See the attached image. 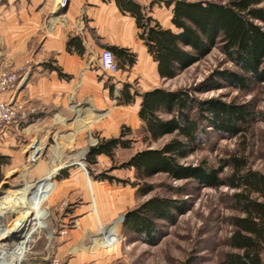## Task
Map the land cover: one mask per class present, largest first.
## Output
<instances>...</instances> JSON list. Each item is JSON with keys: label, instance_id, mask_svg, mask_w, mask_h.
<instances>
[{"label": "rangeland", "instance_id": "374dc122", "mask_svg": "<svg viewBox=\"0 0 264 264\" xmlns=\"http://www.w3.org/2000/svg\"><path fill=\"white\" fill-rule=\"evenodd\" d=\"M159 5L161 6V3ZM261 6L264 7V3ZM118 64L120 73L116 76L108 73L98 74L99 80L105 81L106 87L110 86L105 105L93 104L90 99L76 100L72 95L69 105L64 109L53 107L42 110L24 107L26 115L17 124L20 125L19 131L6 147L0 149V153L14 155L11 156L9 166L4 168L5 177L0 182V207L7 209L5 231L0 238V255L3 249L9 252L15 249V254L20 259L19 264H51L56 258L61 264H68L73 253L61 254L60 245L71 237L72 230L77 227V209L85 204L84 199L89 201L91 198L87 188L89 180L95 187L101 188L104 196H108L104 201L113 205L110 213L112 217L107 223H112L118 216H124L127 210L136 208L155 194L189 197L193 205L184 215H180L175 223L164 222V235L156 245L125 235L122 225L121 242L116 249L103 254L104 261L116 260L113 264H220L224 253L231 249L229 237L233 227L229 223V217L240 213L231 207V195L234 190L228 185L220 188H196L194 184H187L186 181H174L165 174H157L148 179L150 183L158 185L154 192L138 196L137 188L130 183L109 182L95 176L109 173L123 180H136L133 169L119 167L132 154L147 146L141 138L138 103L120 104L121 90L126 81L132 85L133 92L154 86L180 89L194 87L216 71L227 68L237 71L238 67L218 47L205 59L170 80L157 78L153 82L145 79L140 71H132L124 64ZM32 68L31 66L28 69L26 76ZM117 87L120 89L115 100ZM197 95L201 98L212 96L237 103L246 102L256 110L264 112V83L253 82L250 90L226 85L219 90L197 92ZM77 109H81L80 115ZM84 117L88 119L82 120ZM37 119L39 122L26 128L27 122ZM124 125L133 129L136 140L133 146L118 150L115 159L99 155L96 165L89 167L84 158L90 147L95 146L101 138L118 136ZM171 138L172 135H167L156 141L153 147H161ZM206 139L208 141L204 146L185 162L196 165L205 161L209 166H218L223 159L234 153H241L248 157L251 168L264 173V120L254 122L250 131L239 137L221 136L212 131ZM61 164L63 167L57 175L45 182L38 192L29 188L31 184L51 175L53 168ZM231 172L232 168L228 167L223 177ZM169 184L177 187L187 186L188 194L180 196L173 193L166 186ZM97 194L100 198L101 194ZM19 197L20 203L28 206L31 212L20 227H24L22 234L15 232L11 227L19 224L23 213H18L7 205V201ZM118 202L121 203L120 209L116 205ZM43 215H48L45 220H41ZM27 226L28 231L23 237ZM107 228H103L104 234ZM110 254L113 256L110 257Z\"/></svg>", "mask_w": 264, "mask_h": 264}, {"label": "trees", "instance_id": "16d2710c", "mask_svg": "<svg viewBox=\"0 0 264 264\" xmlns=\"http://www.w3.org/2000/svg\"><path fill=\"white\" fill-rule=\"evenodd\" d=\"M116 3L123 12L136 18L140 38L157 61L161 78L177 77L205 59L216 47L238 70L222 69L194 87L180 89L155 87L145 92H133L132 85L125 83L120 104H132L137 96L140 97V132L147 146L119 166L133 169L135 181L109 173H101L95 178L130 183L137 188L138 196L154 192L158 185L148 179L157 174H165L174 181H186L196 188L228 185L234 190L231 207L240 215L229 217L233 227L229 237L231 249L224 253L220 264H264V173L251 168L248 157L241 153L223 159L218 166H209L205 161L196 165L185 162L204 146L210 132L239 137L250 131L254 122L264 120V112L249 103L197 95V92L219 90L226 85L250 90L253 82L264 83V7L261 6L264 0H166L168 6L173 5L172 23L177 31L162 27L150 13L149 5H142L137 0H116ZM108 47L118 57L131 64L135 62L134 57L127 56L125 48ZM46 66L61 73L59 66L52 62ZM122 129L118 136L101 138L90 147L84 158L89 167L96 165L99 155L115 159L118 150L133 146L136 141L133 129L125 125ZM167 135H172L167 143L153 147ZM3 159L0 155V167L5 163ZM228 167L232 172L223 177ZM3 178L0 174V182ZM166 186L180 196L188 194L185 185ZM192 206L189 197L155 194L126 211L123 233L156 245L164 235V222L175 223Z\"/></svg>", "mask_w": 264, "mask_h": 264}, {"label": "crops", "instance_id": "0c3cea01", "mask_svg": "<svg viewBox=\"0 0 264 264\" xmlns=\"http://www.w3.org/2000/svg\"><path fill=\"white\" fill-rule=\"evenodd\" d=\"M137 1L150 6V13L162 27L177 31L172 23L173 5L168 6L166 0ZM61 3L62 0H0V54L4 64L10 69H17L30 61L33 67L28 72L27 81L16 91L0 94V101L9 100L26 109H64L73 95L76 100L90 99L93 104L105 105L110 86L106 87L105 81L99 80L98 74L104 73L99 66L100 56L110 45L125 48L127 56L134 57L135 62L131 64L129 60L114 54L117 62L132 71H140L145 79L153 82L157 78L170 80L161 78L157 61L140 38L136 18L123 12L116 0H66L62 7ZM49 62L59 66L61 73L48 68L46 64ZM155 87L159 86L139 92ZM138 98L140 97H136V102L139 109L141 99ZM80 110L77 109L78 115ZM86 119L88 118L84 117L82 120ZM37 122L38 119L27 122L26 128ZM19 126L14 125L0 132V149L14 139ZM0 155L5 161L0 167V174L4 176V168L9 166L11 156L14 155ZM62 167V164L57 165L51 175L31 184L29 188L36 192L56 176ZM87 188L91 198L89 201L84 199L85 204L77 209V227L72 230L71 237L60 245L59 252L63 255L73 253L68 264H113L116 260L104 261L103 254L116 249L121 242V228L126 215L107 223L112 217L110 213L113 207L104 201L108 196H104L101 188L95 187L90 180ZM98 192L101 194L100 198L97 196ZM116 205L121 207L120 202ZM47 216L43 215L41 220H45ZM28 226L23 237L26 236ZM104 227H108L105 234Z\"/></svg>", "mask_w": 264, "mask_h": 264}, {"label": "built area", "instance_id": "2783aa9c", "mask_svg": "<svg viewBox=\"0 0 264 264\" xmlns=\"http://www.w3.org/2000/svg\"><path fill=\"white\" fill-rule=\"evenodd\" d=\"M100 59V68L102 72L116 76L120 73L119 64L113 51L110 48L103 50ZM31 67V62L26 61L17 69H10L4 65L2 55L0 54V94L7 93V91H16L21 85V82L26 77L28 69ZM117 87L115 100L119 94ZM26 110L24 106L17 105L12 101H0V132L10 129L12 126L20 123L22 117H25ZM51 264H61L58 258L53 259Z\"/></svg>", "mask_w": 264, "mask_h": 264}, {"label": "bare ground", "instance_id": "6f19581e", "mask_svg": "<svg viewBox=\"0 0 264 264\" xmlns=\"http://www.w3.org/2000/svg\"><path fill=\"white\" fill-rule=\"evenodd\" d=\"M20 201H21L20 197L19 198H13V199L7 201V205H8V208L12 207L16 212H18V213L22 212L23 213V216H22L19 224L17 226H13V229L15 230V232L22 234L24 227L22 229H20V227H21L22 223L24 221H26L28 215L31 212L29 210L30 208L26 205L24 206L23 204H21ZM6 211H7L6 208L4 209V208L0 207V224H1V222H3V225H0V238L4 235L3 232L5 231L4 215H5ZM23 240H22V243H23ZM1 252L2 253L0 255V264H19L20 263L19 262L20 259L18 258L17 254H15V249L12 250V252H9L8 250L3 249Z\"/></svg>", "mask_w": 264, "mask_h": 264}, {"label": "water", "instance_id": "95a60500", "mask_svg": "<svg viewBox=\"0 0 264 264\" xmlns=\"http://www.w3.org/2000/svg\"><path fill=\"white\" fill-rule=\"evenodd\" d=\"M65 4H66V0H62L61 7L64 6ZM28 77H29V74H28V75L24 78V80L21 82L20 87H21V86L27 81ZM0 225H3V222H1Z\"/></svg>", "mask_w": 264, "mask_h": 264}]
</instances>
